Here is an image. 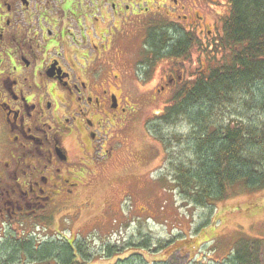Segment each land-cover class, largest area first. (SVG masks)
Returning <instances> with one entry per match:
<instances>
[{
    "label": "flooded vegetation",
    "instance_id": "obj_1",
    "mask_svg": "<svg viewBox=\"0 0 264 264\" xmlns=\"http://www.w3.org/2000/svg\"><path fill=\"white\" fill-rule=\"evenodd\" d=\"M208 1L0 0V244L24 222L49 224L122 149L137 112L123 81L162 64L150 54L162 24L210 45L221 35L220 19L211 30L197 13Z\"/></svg>",
    "mask_w": 264,
    "mask_h": 264
},
{
    "label": "rangeland",
    "instance_id": "obj_2",
    "mask_svg": "<svg viewBox=\"0 0 264 264\" xmlns=\"http://www.w3.org/2000/svg\"><path fill=\"white\" fill-rule=\"evenodd\" d=\"M224 12V0H209L197 13L211 30L217 25L219 31ZM213 38L200 37L202 50L194 48L188 61L164 59L149 79L123 81L137 112L130 116L126 129L118 133V140L124 142L122 149L106 164L86 171L69 205L49 224L39 219L24 222L16 240L38 245L58 239L71 243L76 239L94 255L111 246L124 248V256L142 254L148 262L226 264L224 258L231 257L238 241L264 238V190H238L235 196L206 208L187 205L173 188L168 153L148 132L147 121L162 113L179 85V81L167 84L170 72L181 69L182 82L208 71L214 64L208 60ZM112 83L119 85L120 81ZM160 85L163 89L157 92ZM172 131L185 132V128L178 126ZM162 177L166 178L164 185ZM8 234L12 235L8 231L7 237ZM8 239L0 244V264L6 260L5 251L11 243ZM143 243L148 247L144 248ZM257 252L264 259V247ZM90 264L112 262L95 258Z\"/></svg>",
    "mask_w": 264,
    "mask_h": 264
},
{
    "label": "trees",
    "instance_id": "obj_3",
    "mask_svg": "<svg viewBox=\"0 0 264 264\" xmlns=\"http://www.w3.org/2000/svg\"><path fill=\"white\" fill-rule=\"evenodd\" d=\"M224 1L221 35L208 56L214 64L193 80L182 81L162 113L147 121L150 136L168 153L177 195L200 208L227 200L238 190H264V0ZM150 40L156 59L185 62L194 48L202 50L193 34L164 24ZM178 126L185 132H171ZM8 242L4 264H90L95 258L112 264H167L148 262L142 254L124 256V248L111 246L94 255L76 239L38 245L21 239ZM262 247L264 238L238 241L225 263L264 264L257 252Z\"/></svg>",
    "mask_w": 264,
    "mask_h": 264
}]
</instances>
